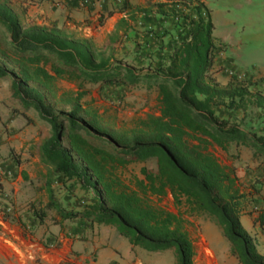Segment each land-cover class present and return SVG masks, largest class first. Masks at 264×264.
<instances>
[{
    "label": "trees",
    "instance_id": "1",
    "mask_svg": "<svg viewBox=\"0 0 264 264\" xmlns=\"http://www.w3.org/2000/svg\"><path fill=\"white\" fill-rule=\"evenodd\" d=\"M187 32L177 37L156 67L136 68L115 57L114 51L97 47L90 39L66 35L56 24L24 26L5 3L0 2V55L16 73L0 65V80L10 78L11 98L19 114L34 111L50 127L39 147L47 168L46 209L63 220L86 219L112 227L130 246L149 253L172 250L176 264H193L194 246L185 229L183 213L153 206L149 198L170 194L185 215L203 214L214 220L230 245L238 264H264L240 217L245 195L238 189L232 169L223 167L207 150L228 152L246 148L264 171V130L258 133L232 120L249 108L264 118V95L251 91L254 83L232 76L221 85L211 76L220 48L215 45L212 25L196 4L194 14L174 17ZM121 30L125 23L118 26ZM184 31L185 29L182 28ZM182 31V32H184ZM125 32V31H124ZM124 34V33H123ZM118 34L108 38L112 45ZM1 45L4 48H1ZM160 54V52H158ZM58 80L106 87H156L159 115L138 119L131 128L110 131L97 113L78 104L69 113H57L47 101L70 104L67 95L57 96ZM225 112L226 114L220 115ZM155 160L156 172L142 167L143 179L126 183L121 172L132 163ZM72 183L90 198L81 212H67L58 201L54 183ZM45 216L37 214L39 221ZM264 226V209L259 214Z\"/></svg>",
    "mask_w": 264,
    "mask_h": 264
},
{
    "label": "crops",
    "instance_id": "2",
    "mask_svg": "<svg viewBox=\"0 0 264 264\" xmlns=\"http://www.w3.org/2000/svg\"><path fill=\"white\" fill-rule=\"evenodd\" d=\"M196 4L211 22L222 66L239 76H253L264 91V0H100L86 7L63 0H16V10L25 14L28 7L34 24L50 27L54 23L76 38L126 35L141 47L152 45L151 52L167 55L177 37L187 32L186 23L179 27L174 17L194 14ZM122 22L127 30L118 28ZM242 60L247 65L243 69L236 63ZM23 114L30 125L21 131L16 130L14 110L5 121L6 128L0 125V264H168L163 252L132 247L112 227L80 218L63 220L55 210L45 208L48 170L41 163L39 147L46 137L33 132L36 118ZM41 211L45 216L39 221ZM66 211L81 212L82 208ZM240 221L264 256V226L243 211ZM217 228L216 223L202 227L193 264H238ZM171 264H176L175 259Z\"/></svg>",
    "mask_w": 264,
    "mask_h": 264
},
{
    "label": "rangeland",
    "instance_id": "3",
    "mask_svg": "<svg viewBox=\"0 0 264 264\" xmlns=\"http://www.w3.org/2000/svg\"><path fill=\"white\" fill-rule=\"evenodd\" d=\"M3 1L4 0H0V2ZM7 1L10 2L13 12L16 13L17 11V16L24 26L34 24L30 21L28 7L25 8V14H22L19 13V9L16 10V0ZM4 35V30L0 27V39H2ZM86 39H90L97 47L107 51L112 48L117 59L131 64L138 69L148 68L149 66L151 68L156 67L157 60L161 56L158 50L151 52L150 48L152 45L141 47L143 45L135 43L132 37L126 35L121 36L114 45H112L108 39ZM1 48L4 47L1 45ZM221 58L222 57L219 55L215 57L214 66L211 71V76L221 85L226 84L232 76H237L240 80L249 79L254 83L251 91H260L262 94L264 93L262 86L257 83V80L253 79V76H239L234 69L232 71L226 70L221 64ZM243 62V60L241 62H236L241 69L247 67ZM0 65L8 69L11 74L14 75L16 73L13 65L1 55ZM10 85V78L0 80V125L6 128L5 121L7 118L8 120L11 119L10 112L14 110L15 117H17L14 124L16 130L21 131L25 126L30 124L26 115L19 114L17 111L18 104L11 98ZM56 86L58 97L67 95V97L72 100L70 104H63L55 103L53 99L47 98V101L54 106L57 113H69L75 107V99L78 94L84 91L85 95L79 100L78 104L83 109H91L93 112L97 113L101 124L110 131L117 132L122 129H128L131 128L138 119L159 115L158 93L154 86L148 87L145 84H138L132 87L119 86L113 88L100 84H84L83 89L79 90L77 83L67 80H58ZM26 113L36 118V123L32 125L33 132H39V134L41 132L47 138L50 130L49 125L41 122L34 111L29 110ZM225 114L226 113L223 112L220 115L224 116ZM232 116H234L232 120L236 122L242 121V127L248 131L253 130L261 133L264 130V118L259 115V112L255 108H249L245 114L240 112L236 114L233 113ZM207 151L212 154L223 167L233 170L238 180V189L240 193L245 195V199L242 202V211L259 222V214L264 209V171L262 167L259 166V162H254L251 158V152L244 147L239 149L231 147L228 152L209 147ZM142 167L146 168L148 172H156V162L151 159L145 163H132L128 165L121 172L122 179L126 183L133 181L135 178L143 179L140 173ZM53 191L56 197L61 200L62 205L68 210L76 206H81L90 198L89 194H83L77 187L73 186L72 183H56L54 184ZM149 201L155 207L163 208L175 214L178 212L183 213L184 218L187 217L189 219L188 223L185 224V229L188 231L195 250L199 248L198 244L202 236V227H215L214 221L206 215H185L184 207L178 208L175 206L170 194L163 198L150 197ZM221 236L226 240L222 233ZM163 254L167 258L168 264L174 261L175 256L172 250L171 254L165 253V251H163Z\"/></svg>",
    "mask_w": 264,
    "mask_h": 264
},
{
    "label": "built area",
    "instance_id": "4",
    "mask_svg": "<svg viewBox=\"0 0 264 264\" xmlns=\"http://www.w3.org/2000/svg\"><path fill=\"white\" fill-rule=\"evenodd\" d=\"M64 2H70V3H76L78 4L80 7H86L89 6L91 4H96L98 3L100 0H63ZM175 21H180V19L176 18ZM0 173H2V169L0 168Z\"/></svg>",
    "mask_w": 264,
    "mask_h": 264
}]
</instances>
